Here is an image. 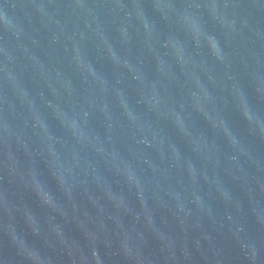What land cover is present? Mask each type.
Segmentation results:
<instances>
[{"label":"water","instance_id":"water-1","mask_svg":"<svg viewBox=\"0 0 264 264\" xmlns=\"http://www.w3.org/2000/svg\"><path fill=\"white\" fill-rule=\"evenodd\" d=\"M0 264H264V0H0Z\"/></svg>","mask_w":264,"mask_h":264}]
</instances>
